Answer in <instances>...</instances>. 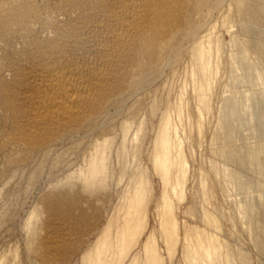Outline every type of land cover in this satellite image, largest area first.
I'll use <instances>...</instances> for the list:
<instances>
[{"label":"rangeland","instance_id":"374dc122","mask_svg":"<svg viewBox=\"0 0 264 264\" xmlns=\"http://www.w3.org/2000/svg\"><path fill=\"white\" fill-rule=\"evenodd\" d=\"M263 119L264 0H0V264H264Z\"/></svg>","mask_w":264,"mask_h":264},{"label":"bare ground","instance_id":"6f19581e","mask_svg":"<svg viewBox=\"0 0 264 264\" xmlns=\"http://www.w3.org/2000/svg\"><path fill=\"white\" fill-rule=\"evenodd\" d=\"M262 126H263V124H262ZM101 147L104 148V145ZM169 147H170V145L168 142L167 132H166V130H163L161 133V136H160V141H159V146H158V154L161 156V158H160V160H156L155 163H157L158 168L160 169V171L164 175H166L168 173V170H169L168 163L166 160V156L169 153ZM98 150H99V148H98ZM98 150H96V151L98 152ZM103 153H102V155H104ZM94 156H96V155H94ZM101 156H98V157L96 156V157L99 159V157H101ZM96 159L94 157L92 163L90 164L91 166H90V169L88 171L89 177L87 179L88 182H93L95 179H97L99 174H101V172L103 171L104 165H103L102 160L99 159L98 161H95ZM102 159H104V157ZM146 193H147V191H146L144 184H142V183L137 184L133 188L132 192L130 193L131 195L129 197V201H128V204L126 206V209L124 211V216L122 218H120L121 219L120 222H118V220H116L115 229H114L115 230L114 231V238L116 239L117 244L120 245L121 247L127 246L141 231V219L143 217L141 202L143 199L146 198ZM163 208L165 210V215L169 219L170 205H169L166 198L163 199ZM207 222L212 223L211 220H208ZM210 225H212V224H210ZM111 226L112 225H108V228L105 229L106 231L104 230L105 233L103 232L104 235H102V238L100 240H97L96 246L94 249L95 250L94 254L88 258L89 264H92V263H94V264H108L109 263V259L106 258V255L110 254L112 252V249H113L112 241L110 239V235H108ZM166 226H168V225H166ZM200 234L201 233H198L199 236L197 234H195L196 248L198 251L201 252L202 255H205L206 249L208 247H210V248L214 247L215 244L211 241L209 242L208 240H207L208 242H206L204 240L205 235H203V234L200 235ZM145 250L147 253L146 254L147 264H158L155 253L152 250H150L147 246H145ZM191 255H192V253L187 254V256H191ZM240 257H241V254H240ZM241 259H243V261H245L244 257H241ZM243 263H245V262H243ZM208 264H215V261L211 260ZM226 264H231L228 256H226Z\"/></svg>","mask_w":264,"mask_h":264}]
</instances>
